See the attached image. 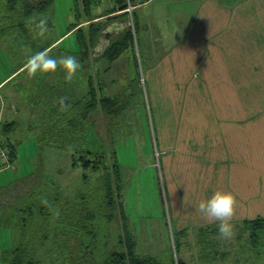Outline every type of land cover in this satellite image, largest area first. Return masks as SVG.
<instances>
[{
    "label": "rangeland",
    "instance_id": "374dc122",
    "mask_svg": "<svg viewBox=\"0 0 264 264\" xmlns=\"http://www.w3.org/2000/svg\"><path fill=\"white\" fill-rule=\"evenodd\" d=\"M106 7L94 1L92 9L95 15H99L106 11ZM20 8L21 4H18L14 9H9L7 0H0V81L5 79L0 84V123L10 121L11 117L20 122L8 134L10 141L16 145V156L12 163L0 166V190L17 180L35 177L34 193L25 201L33 204L34 210L32 213L22 212L15 206L0 205V264H9L7 257L15 248H21L26 255L24 258H32L35 264H85L81 256L83 250L78 245L76 248L70 245L69 235L76 231V223L80 224L76 218L80 198L85 195L86 199L99 201L98 172L72 165L70 151L53 145L45 137L51 132L52 125L45 124L50 115L45 107L52 105L50 100L52 103L54 101L52 95L48 97L49 91H52L54 83L59 85L64 81L69 84L72 79L66 82L68 79L62 65L35 75L30 74L27 65L16 70L45 43L59 37L47 53L57 58L69 54L75 56L79 51L78 28L86 32L88 24L83 25L82 22L68 31L70 24L78 20L74 0H53L45 10L28 17L23 15ZM137 11L134 10L135 15ZM42 18L48 19L50 24L41 26L38 21ZM135 20L137 17H134L136 26ZM96 22H107V17H101ZM107 23L111 24L110 21ZM141 33L140 23L137 37L140 38ZM138 47L133 41L128 48L135 60ZM128 51L123 52L110 70H99V74L109 80L107 90L111 94L117 91L122 93L119 99H114L116 103L112 113L107 115L108 122L105 125L91 124L90 129V125L83 126L80 136L84 132L87 136L94 134V147L104 143L114 152L112 156L121 172L119 201L128 230L134 236L136 252L155 256L163 264L176 263V256L185 264H264V234L256 245H252L244 224L232 225L231 235L227 237L220 233L219 225L198 230L189 227L178 232L179 229L169 217L163 194V170L154 142L152 106L140 75L141 64L139 66L137 62V66H133L127 63L124 53ZM101 59L99 63L103 66ZM80 71L83 72L82 69ZM54 72L55 75H52ZM48 75L54 76L49 81V84L54 82L51 88L46 81ZM16 87L19 90L14 89ZM5 93L10 95L3 97ZM85 98H68L65 101L67 106L54 112L56 103L61 102L60 98L56 99L50 109V119L57 123L72 119L71 116L80 109ZM17 100L19 111L10 114L7 111L9 103ZM93 116L89 117V121L95 119ZM82 125L81 122L75 123L74 127L81 128ZM2 139L5 137L0 133ZM85 139L86 142L89 140L87 137ZM104 224L106 235L110 236L107 223Z\"/></svg>",
    "mask_w": 264,
    "mask_h": 264
},
{
    "label": "crops",
    "instance_id": "0c3cea01",
    "mask_svg": "<svg viewBox=\"0 0 264 264\" xmlns=\"http://www.w3.org/2000/svg\"><path fill=\"white\" fill-rule=\"evenodd\" d=\"M100 5H106V11L115 6ZM135 9L137 60L127 49L125 61L141 64L163 170V194L178 232L219 225L193 206L218 187L236 194L231 225L264 219V0H148ZM106 11L93 21L123 13ZM82 22L79 25L89 24ZM124 25L120 17L106 25L91 49L89 68L83 72L79 68L72 83L53 82L51 88L49 81L56 72L48 75L52 89L48 97L54 98L50 103L61 99L54 112L68 98H85L91 88L96 98L102 94L119 99L122 93L111 94L109 80L99 70H110L123 53L112 61L100 55L109 36ZM59 38L36 52H47ZM15 103H9L10 114L19 111V101ZM52 105L45 107L50 113L45 124H57L50 119ZM91 115L95 119L90 124L108 122L100 110ZM8 122L20 123L11 117L0 124Z\"/></svg>",
    "mask_w": 264,
    "mask_h": 264
},
{
    "label": "trees",
    "instance_id": "16d2710c",
    "mask_svg": "<svg viewBox=\"0 0 264 264\" xmlns=\"http://www.w3.org/2000/svg\"><path fill=\"white\" fill-rule=\"evenodd\" d=\"M52 1L7 0V5L9 9H14L18 4H21V12L28 17L45 10ZM123 2L124 0H115V6L108 9L106 13L123 9ZM93 4L94 0H74V12L78 20L77 23L70 24L68 29V31H72L80 22L89 21L86 32L78 28L77 34L79 51L76 52L75 56L80 60V69L83 71L89 68L91 49L99 41L102 31L108 25L107 22L110 21L111 23L120 17L125 25L121 31L109 36L108 44L104 47L100 56L112 61L125 52L130 45H133L135 39L129 24L125 21L127 13L123 12L110 16L107 18V22H94L93 19L99 15L94 14ZM47 24H50L48 19ZM99 96L96 98L95 89L91 88L80 109L71 116L72 119L63 121L64 123L52 124L51 129L49 128L51 132L45 134V137H48L53 145L70 151L72 165L80 166L83 170L90 172H98L99 185L97 190L101 192V196L98 199L99 201L95 199V202L86 199L85 195L80 198L81 201L78 202L79 212L76 215L80 224L76 223V231H73L74 233L70 232V245L73 248H76L77 245L80 246V250L82 249L84 252L81 256L85 264H163L159 258L150 255H139L135 250L136 243L128 230L126 216L119 201L122 189L121 172L115 157L112 156L114 152L109 150L107 144L104 146V143L100 147L95 146V148L93 144L95 140L92 138L94 134L87 136L84 132V135L80 136L83 133V126L90 125L89 129L91 127L89 123L91 112L100 110L104 117H107L113 111V105L116 101L102 94H99ZM67 104V102H64L62 106H67ZM80 122L83 124L81 128L74 127V123ZM14 126L15 123L11 122L1 124L0 133L4 135L5 139L0 140V148L5 150L7 161L0 162V166L12 163L16 156V145L8 137ZM50 137L54 140L49 139ZM85 137L89 138L87 142ZM103 147L105 148L103 149ZM83 175L86 176V174ZM35 182V177L20 179L10 184L8 188L1 189L0 205L15 206L22 212L32 213L34 210L33 204H28L25 201L29 199L30 194L34 193ZM105 222L110 236H107L104 230ZM244 228L249 233V242L256 245L260 241L261 235L264 234V219L247 220L244 222ZM78 233H80V238ZM25 256L21 248H15L7 258L9 264H35L32 258L25 259ZM174 264H185V262L176 256V263Z\"/></svg>",
    "mask_w": 264,
    "mask_h": 264
},
{
    "label": "clouds",
    "instance_id": "9594fccd",
    "mask_svg": "<svg viewBox=\"0 0 264 264\" xmlns=\"http://www.w3.org/2000/svg\"><path fill=\"white\" fill-rule=\"evenodd\" d=\"M41 26H47V19L42 18L38 21ZM28 70L30 74L35 75L38 72H46L63 66L66 79H71L81 67L78 58L74 55H66L62 57L50 56L47 52L40 51L32 54L27 60ZM199 211L207 218L219 221V231L224 236H230L232 225L230 220L234 215L236 207V194L231 190L223 188H215L210 191L205 198L201 199L198 205Z\"/></svg>",
    "mask_w": 264,
    "mask_h": 264
},
{
    "label": "built area",
    "instance_id": "2783aa9c",
    "mask_svg": "<svg viewBox=\"0 0 264 264\" xmlns=\"http://www.w3.org/2000/svg\"><path fill=\"white\" fill-rule=\"evenodd\" d=\"M94 1L95 2L97 1L98 4H100L102 2H109L110 4H112V2L114 1V4H115V0H94ZM146 1H148V0H124L123 9L117 11V12L127 13L128 24H129V27L132 30L133 34H135V23H134V18H133L134 9L136 6L142 4ZM0 161L1 162L7 161L6 152L3 148H0ZM7 164L8 163H6V165Z\"/></svg>",
    "mask_w": 264,
    "mask_h": 264
}]
</instances>
